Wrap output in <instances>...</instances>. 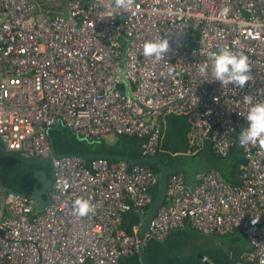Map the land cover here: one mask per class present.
<instances>
[{
  "label": "built area",
  "instance_id": "built-area-1",
  "mask_svg": "<svg viewBox=\"0 0 264 264\" xmlns=\"http://www.w3.org/2000/svg\"><path fill=\"white\" fill-rule=\"evenodd\" d=\"M65 8L53 15L41 1L0 0V136L11 153L51 158L53 170L40 211L32 195L0 182V264H126L148 240L187 224L206 234L240 230L252 250L239 264H264V152L239 145L249 108L264 101V0H135L127 12L108 0H65ZM162 38L170 43L164 59L145 57L144 42ZM225 46L249 57L243 88L211 75L209 53ZM169 114L187 116L192 154L208 142L217 157L241 148L246 162L238 183L215 169L192 185L172 173L142 240L140 223L129 233L124 214L152 204L159 176L141 163L56 157L49 129L62 121L90 139L138 135L149 158ZM77 198L95 213L73 215ZM202 264L216 263L204 255Z\"/></svg>",
  "mask_w": 264,
  "mask_h": 264
},
{
  "label": "trees",
  "instance_id": "trees-1",
  "mask_svg": "<svg viewBox=\"0 0 264 264\" xmlns=\"http://www.w3.org/2000/svg\"><path fill=\"white\" fill-rule=\"evenodd\" d=\"M44 8L50 9L53 15L57 13H64V4H53L49 0H41ZM166 132L162 142V151L157 155L165 164L164 160L178 159L179 153L187 152L188 148V132L191 124L185 115L169 114L165 118ZM49 136L52 139L55 153L58 155L66 154H91L100 153L104 155L109 161L122 162L124 158L139 159L143 158L141 151V144L143 139L138 135H120L117 137L115 143H109L105 139H90L76 134L71 128L66 126L62 121H58L52 128L49 129ZM203 152H210V145L207 142ZM199 154V153H198ZM188 155V154H187ZM194 155V154H193ZM213 155V154H212ZM215 156V155H214ZM217 157V156H215ZM145 158V157H144ZM229 159L226 169L222 172L220 166H214L211 169L219 171L222 176L231 183H238V173L240 167L246 162L244 152L241 148H233L227 157H220ZM148 166L155 174H159L160 169L156 163L150 161L142 162ZM39 164H28L22 162L11 156H1L0 158V182L3 187L8 190L26 193L32 195L35 187L40 188L42 181L37 177V169ZM129 166L133 165L128 163ZM167 165V163L165 164ZM51 168V167H50ZM224 169V167H223ZM210 170V169H209ZM174 172H183L179 167L171 169ZM186 173V172H185ZM53 179V177H52ZM158 192V183L152 188L153 201ZM45 202L48 200V193L43 194ZM151 204L143 208L139 213L129 211L124 214L123 226L129 233L133 232V227L140 223L146 215ZM184 228V227H183ZM185 228H192L187 224ZM182 228L175 229L170 232L164 240L150 239L145 246V259L149 264H202V256L206 255L216 264H239L245 255L252 250L248 243L235 242L229 247L215 246L211 252L201 251L198 253V260L196 263L183 259L181 252L185 246L179 238L183 233L180 232ZM185 230V229H183ZM185 234V233H184ZM228 236V235H223ZM231 242H234L231 239ZM248 240V239H247ZM232 252V255H230ZM140 254L129 257L124 260L126 264L142 263Z\"/></svg>",
  "mask_w": 264,
  "mask_h": 264
},
{
  "label": "clouds",
  "instance_id": "clouds-1",
  "mask_svg": "<svg viewBox=\"0 0 264 264\" xmlns=\"http://www.w3.org/2000/svg\"><path fill=\"white\" fill-rule=\"evenodd\" d=\"M135 0H108V7L122 10L124 12L132 10ZM170 51V43L168 39L145 41L143 44V55L148 58H154L156 62L164 59ZM208 60L211 65V75L215 81H219L221 85H234L243 88L252 78V70L249 57L244 52H233L227 46L218 52L209 53ZM208 64H204L199 68L201 75L208 74ZM248 126L243 128L239 133V145L243 148L248 146H258L261 152H264V101L257 102L252 105L246 115ZM73 215L80 218L94 214L96 207L85 198H77L72 204ZM257 220H253L255 224Z\"/></svg>",
  "mask_w": 264,
  "mask_h": 264
},
{
  "label": "rangeland",
  "instance_id": "rangeland-1",
  "mask_svg": "<svg viewBox=\"0 0 264 264\" xmlns=\"http://www.w3.org/2000/svg\"><path fill=\"white\" fill-rule=\"evenodd\" d=\"M37 1L40 2L41 0H37ZM49 1L57 5L64 4V0H49ZM124 92L126 93V88ZM107 141L115 142L116 138L110 137L107 139ZM0 150L5 153L7 152L11 153L8 150H6L5 146L3 145V138L1 136H0ZM198 153L194 155L191 154L187 155L186 152L179 153L180 156L178 157V159L167 158L166 160H164V162L167 163V166L168 168H170V170L172 168L176 169V167H179L180 170L186 172L189 179L195 176V174L200 172L201 173L206 172L207 170L213 168L214 166H220L223 172L226 169L227 164L230 163L229 159L215 157L209 152H203L201 154L200 152ZM50 167H51L50 164L38 165V169L36 171L37 177L41 181H43V183L46 182L47 184L49 183L52 184L53 170L52 167L51 168ZM180 232L183 234L179 239L183 243V246H185L184 249L181 251L183 253L182 257L183 259L193 263H196V260L200 259L197 257L198 253H200L201 251L208 252V250L209 252H211V250L213 249H218V248H214L216 245L222 247H229L235 242H240L244 244L248 243L246 236L240 230H236L231 234H228V236H223L218 234H206L194 228L186 229L185 227L182 228ZM231 239H233L234 242H231L232 241Z\"/></svg>",
  "mask_w": 264,
  "mask_h": 264
},
{
  "label": "water",
  "instance_id": "water-1",
  "mask_svg": "<svg viewBox=\"0 0 264 264\" xmlns=\"http://www.w3.org/2000/svg\"><path fill=\"white\" fill-rule=\"evenodd\" d=\"M122 79L124 81L125 87H126V93L130 96H133L131 93V90L129 88V81L127 79L124 78V74L122 75ZM162 121V129H161V137H160V142H159V148L161 146V140H162V136L164 134V129H165V125H164V121L163 119H161ZM6 155V156H11L14 157L22 162L28 163V164H50V166L52 167V159L51 158H47V159H31V158H26L23 157L21 155L18 154H14V153H5L3 151L0 150V158L1 156ZM56 157H60L61 155L56 154ZM86 158H94V157H102L104 155L100 154V153H91V154H84L82 155ZM124 162L126 163H130V164H137V163H142L145 161H150L152 163H156L160 169V173H159V188H158V192L156 195L155 200L152 202L149 210L147 211L145 217L143 218L142 222L140 223V227H139V231H138V235L140 237V239L144 240L145 239V235L149 229L150 223L152 218L154 217V215L156 214L157 210L165 203L166 200V192H167V185H168V177L169 174L171 172L170 168H168L167 165H165L159 158L158 155L154 156V157H149V158H139V159H131V158H122ZM49 183V182H48ZM52 184L49 183L47 184L46 182L43 183L42 181V186L40 188L35 187L33 192H32V196L35 199V201L37 202V210L40 211L43 208V205L45 203V199L43 198V194H47L48 190L51 189ZM3 187V186H2ZM140 260L142 262V264H149L146 259H145V245H143L141 252H140Z\"/></svg>",
  "mask_w": 264,
  "mask_h": 264
},
{
  "label": "crops",
  "instance_id": "crops-1",
  "mask_svg": "<svg viewBox=\"0 0 264 264\" xmlns=\"http://www.w3.org/2000/svg\"><path fill=\"white\" fill-rule=\"evenodd\" d=\"M163 121H164V125H165V129H164V134H163V136H162V140H161V146H160V150L159 151H162V142H163V138H164V135H165V132H166V120L165 119H163ZM189 121V120H188ZM187 136H188V134H187ZM112 137H115L116 138V141H117V137L118 136H112ZM108 139V138H107ZM107 139H105V140H107ZM115 141V142H116ZM114 141L113 142H109V143H115ZM205 148V147H204ZM203 148V149H204ZM203 149H201L200 151H198V152H201ZM197 152V153H198ZM210 152H211V150H210ZM187 154H191V155H193L191 152H190V149H189V141H188V148H187V152H186ZM197 153H194V154H197ZM160 173V172H159ZM173 172L171 171L170 172V174H169V176L172 174ZM175 173V172H174ZM185 173V172H184ZM198 174V173H197ZM197 174H195V176H193V177H191V179H189V177L187 176V174L185 173V175H186V180H187V183L188 184H190V185H192V184H194L195 183V180H196V175ZM158 176H159V174H157ZM158 188H159V181H158ZM145 217V216H144ZM143 217V218H144ZM143 220V219H142ZM142 222V221H141ZM140 222V223H141ZM139 224V223H138ZM247 238V237H246ZM230 255H231V252H230ZM203 257V256H202Z\"/></svg>",
  "mask_w": 264,
  "mask_h": 264
}]
</instances>
